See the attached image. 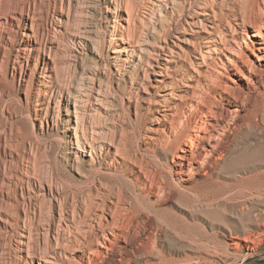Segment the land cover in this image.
<instances>
[{
  "label": "bare ground",
  "instance_id": "6f19581e",
  "mask_svg": "<svg viewBox=\"0 0 264 264\" xmlns=\"http://www.w3.org/2000/svg\"><path fill=\"white\" fill-rule=\"evenodd\" d=\"M0 80L88 180L64 187L0 103V264H161L158 212L241 166L229 144L264 123V0H0ZM255 220L228 247L255 251L264 204Z\"/></svg>",
  "mask_w": 264,
  "mask_h": 264
},
{
  "label": "rangeland",
  "instance_id": "374dc122",
  "mask_svg": "<svg viewBox=\"0 0 264 264\" xmlns=\"http://www.w3.org/2000/svg\"><path fill=\"white\" fill-rule=\"evenodd\" d=\"M103 9L105 7L102 5ZM94 19L99 20V13ZM103 33V27H99L98 36ZM104 63V58L98 57V64ZM100 76L106 86L109 85L110 77H113L107 70ZM4 87L8 86L0 80V90ZM4 89L9 95L0 103L14 107L16 110L14 122L23 129L22 131H28L27 133L38 142L36 158H40L45 165L48 163L52 169L55 168L54 175L58 181H62L59 182L64 187L73 190L86 189L88 180L80 176L81 173L71 169L64 160L62 126H59L58 131L55 129L41 131L38 119L24 116L23 104L17 99L21 98V92H15L10 87ZM118 92L107 109L115 110L120 118L124 119L127 134L135 136L139 131V123L131 113L134 109H130L129 112L123 105L121 92ZM110 118L106 116L103 121H97L98 126L109 124ZM229 148L233 155H241V166L223 169L221 174L214 177L216 181L198 186L195 191L190 192L189 198L184 197L176 201L172 208L163 206L161 210H164L158 212L160 226L157 229V242L153 247V253L156 251L157 253H154L156 255L161 252L159 255L162 254L161 257H164L163 264H264V235L253 252L243 247V244L234 249L228 247L235 233L247 228L256 229L255 215L264 204V197H258L256 190L250 189L255 185L264 186V123L244 128L236 141L229 144ZM237 175H241L244 181L242 182L243 179L239 181ZM249 198L252 199L248 200ZM242 243L245 241L242 240ZM186 255L189 256V261L185 259L188 258Z\"/></svg>",
  "mask_w": 264,
  "mask_h": 264
}]
</instances>
